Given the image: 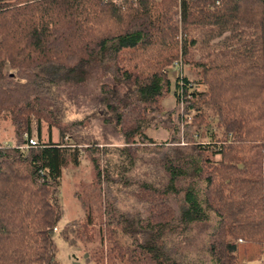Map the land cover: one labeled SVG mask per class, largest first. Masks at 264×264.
<instances>
[{
	"label": "trees",
	"instance_id": "trees-1",
	"mask_svg": "<svg viewBox=\"0 0 264 264\" xmlns=\"http://www.w3.org/2000/svg\"><path fill=\"white\" fill-rule=\"evenodd\" d=\"M175 62L199 79L173 81ZM97 106L121 145L92 133ZM1 117L0 264H59L62 178L83 157L86 221L61 236L87 246L98 227L96 264H264V0H0ZM43 123L61 142L30 146Z\"/></svg>",
	"mask_w": 264,
	"mask_h": 264
},
{
	"label": "rangeland",
	"instance_id": "rangeland-1",
	"mask_svg": "<svg viewBox=\"0 0 264 264\" xmlns=\"http://www.w3.org/2000/svg\"><path fill=\"white\" fill-rule=\"evenodd\" d=\"M117 3H122L124 0H115ZM175 63L171 66L170 77L173 81H175L178 77V70L174 69ZM8 72H11L9 66L6 69ZM183 74L187 76L190 80L199 79L198 71L195 70L191 66L184 65ZM199 90H203L204 87L198 86ZM169 98V99H168ZM167 100L163 101V107L167 111L170 110L168 103L172 100L173 96L170 95ZM176 109V108H175ZM174 109V110H175ZM99 113H101V118L98 120H94L92 123L91 131L92 133L99 139L104 145L117 146L123 143V137L118 135L114 129L108 125L103 123V117L106 116L105 111L99 106L96 109ZM78 117L86 114H91L93 108L86 109L85 106H80V111H75ZM75 112H73V116H69L72 118L75 116ZM187 122L184 123V125ZM171 128H173L170 122L160 125L155 129H151L148 131V135L152 137L157 143H163L167 141L172 133ZM182 128V126H181ZM184 130H182L183 132ZM50 137L53 142L59 143L61 142V135L58 129L53 128L49 130V127L46 123H43L41 126V138L38 137V130L36 125H34V134L33 138L36 141H40L42 143L48 142ZM69 143V138L65 139ZM15 142V132L14 127L11 124V121L5 117L0 118V145L10 146ZM95 180V173L92 168V164L90 160L86 157L81 159L79 166L69 165L65 171L62 178L61 188H60V204L63 208V217L60 222L59 232H54V239L57 246V255L56 259L59 264H96L94 261L98 255V251L104 246L106 249V243L103 242V235L100 233L99 228L97 227L94 231L95 241L93 243L87 244V246L79 245L77 247H71L61 236V231L70 224L71 228H74V224H83L86 221V213L82 209L79 201L76 198L77 193L84 192ZM212 224L208 226H202L195 230L193 237V251L201 254L202 251L200 249L203 248V245L207 242V234L210 233L212 229ZM107 264V263H106Z\"/></svg>",
	"mask_w": 264,
	"mask_h": 264
},
{
	"label": "built area",
	"instance_id": "built-area-1",
	"mask_svg": "<svg viewBox=\"0 0 264 264\" xmlns=\"http://www.w3.org/2000/svg\"><path fill=\"white\" fill-rule=\"evenodd\" d=\"M174 65H175L174 66L175 67L174 69L178 70V77H179L180 75L183 74V65L180 62H175ZM172 67L173 66H170V69H172ZM37 143H38V141L34 140V138H32V139L29 140V145L30 146H37ZM54 232L58 233L59 232V228L58 227L55 228Z\"/></svg>",
	"mask_w": 264,
	"mask_h": 264
},
{
	"label": "crops",
	"instance_id": "crops-1",
	"mask_svg": "<svg viewBox=\"0 0 264 264\" xmlns=\"http://www.w3.org/2000/svg\"><path fill=\"white\" fill-rule=\"evenodd\" d=\"M168 106L170 107V110H174L177 107V103H176L175 98H172V100L168 103Z\"/></svg>",
	"mask_w": 264,
	"mask_h": 264
}]
</instances>
